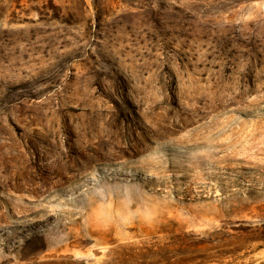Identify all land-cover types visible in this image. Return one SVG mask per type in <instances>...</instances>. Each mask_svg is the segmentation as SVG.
I'll use <instances>...</instances> for the list:
<instances>
[{"label":"rangeland","instance_id":"374dc122","mask_svg":"<svg viewBox=\"0 0 264 264\" xmlns=\"http://www.w3.org/2000/svg\"><path fill=\"white\" fill-rule=\"evenodd\" d=\"M0 264H264V0H0Z\"/></svg>","mask_w":264,"mask_h":264}]
</instances>
